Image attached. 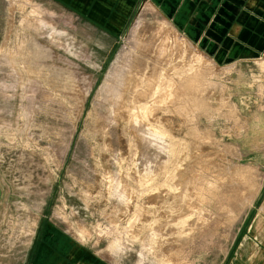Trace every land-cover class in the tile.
Listing matches in <instances>:
<instances>
[{
	"label": "rangeland",
	"instance_id": "obj_1",
	"mask_svg": "<svg viewBox=\"0 0 264 264\" xmlns=\"http://www.w3.org/2000/svg\"><path fill=\"white\" fill-rule=\"evenodd\" d=\"M181 2L0 0V264H264V45L219 60Z\"/></svg>",
	"mask_w": 264,
	"mask_h": 264
},
{
	"label": "crops",
	"instance_id": "obj_2",
	"mask_svg": "<svg viewBox=\"0 0 264 264\" xmlns=\"http://www.w3.org/2000/svg\"><path fill=\"white\" fill-rule=\"evenodd\" d=\"M66 1L75 6V13L90 16L96 22H103L107 17H111L113 26H109V29L112 30L122 29L124 24L120 26V22L125 21L129 14L124 8L131 7L135 2V0ZM252 1L253 7L248 8L246 5L249 0H217L216 7L212 10L211 0H180L183 9L179 7L178 12L171 16L175 18L179 15L181 20L184 16H188L186 20L189 23L184 27V30L190 38L197 37V43L200 45L205 47L206 45H216L217 37H220L223 43L220 44L218 50V59L233 58L235 62H239L243 58L241 57L243 53L253 52L248 49L254 46L253 41L262 40L256 46L264 45V19L260 18L264 17V0ZM114 5L118 10L109 15V7L112 8ZM168 11L171 13L170 9ZM251 12H254L255 15ZM165 16L168 17V13ZM252 38H254L253 43L251 42ZM259 206L258 212L255 213L249 228H247L248 233L237 246L236 253L237 257H247L249 261L256 263H259L258 261L264 256V209L260 210L264 206L263 200Z\"/></svg>",
	"mask_w": 264,
	"mask_h": 264
},
{
	"label": "bare ground",
	"instance_id": "obj_3",
	"mask_svg": "<svg viewBox=\"0 0 264 264\" xmlns=\"http://www.w3.org/2000/svg\"><path fill=\"white\" fill-rule=\"evenodd\" d=\"M33 53H34V54L37 53V57L39 56V50L37 49V47H34L33 50H30V53H29V54L31 55V54H33ZM34 54H33V55H34ZM199 72H200V71H199ZM196 75L198 76V78H200V76L198 75V73H196ZM136 83H137V82H136ZM162 83H163V82H162ZM164 83H165V82H164ZM165 86H166V89H165L164 91H165L166 94H167V91L171 88V85H170V83L167 84V82H166V85H165ZM163 87H164V86H163ZM169 91H170V90H169ZM170 92H171V91H170ZM168 95H170V94H168ZM186 107H188V106H186ZM240 192H241V191H240ZM241 194H242V196H245L246 192H245V191H242Z\"/></svg>",
	"mask_w": 264,
	"mask_h": 264
}]
</instances>
